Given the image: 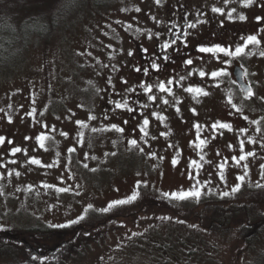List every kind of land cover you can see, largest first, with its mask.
I'll list each match as a JSON object with an SVG mask.
<instances>
[{
    "label": "rangeland",
    "instance_id": "rangeland-1",
    "mask_svg": "<svg viewBox=\"0 0 264 264\" xmlns=\"http://www.w3.org/2000/svg\"><path fill=\"white\" fill-rule=\"evenodd\" d=\"M51 1L41 3L55 11L54 28L45 31L48 17L32 12L22 24L24 33L34 29L25 39L27 45L18 41L15 54L0 63V136L6 138L0 146V162L7 163L6 168H0L4 173L0 179V230L68 225L81 215L85 219L79 222L87 225L83 224L86 230L82 232L71 231L74 248L60 243L54 250L48 247L32 256L24 252L14 256L10 245L3 243L0 264H15L18 257L35 264H264V227L241 246V232L212 226L214 213L208 215L204 205L207 200L236 197L219 203L217 208L222 210L226 202L230 206L264 193V188L256 189L258 193L249 188L264 182L260 175V165L264 164V147L260 146L264 144V56L258 54L255 44L245 48V65L254 80L250 97L238 89L218 61L201 54L190 57L192 65L184 63L185 58L169 62L167 71L162 65L168 62L163 57L171 47H161L168 42L171 8L180 6L187 11L205 6L213 12L214 7L230 5H221L218 0H160L159 4L156 0H53L47 6ZM27 9L24 6L21 11ZM40 28L44 31L39 32ZM140 54L145 58L150 54L162 66L163 75H168L153 72L147 81ZM221 69L227 74L218 76L220 82L210 74ZM201 70L207 75L201 77ZM181 76L185 79L180 80ZM169 79H173L171 86ZM161 81L171 92L158 89ZM141 84H151L152 91L146 92ZM188 87L202 91L188 92ZM151 95L156 96L155 101L148 99ZM164 99L169 103L164 104ZM115 102H127V106L115 108ZM232 104L242 112H236ZM90 116L96 119L90 120ZM144 117L149 119L146 126L142 125ZM77 120L87 127L78 125ZM217 122L230 123L232 128H217L213 138L211 126ZM112 124L123 132L112 129ZM93 128L98 131L93 132ZM240 128L247 131L240 132ZM64 132L68 135H62ZM42 133L46 136L43 148L36 139ZM250 138L257 143H248ZM131 139H137L138 146L131 145ZM241 139L245 140L244 152L254 150L256 155L236 165L233 157L238 159L242 154ZM200 140L205 144H199ZM11 147L26 149L27 155L22 151L12 156ZM70 148L76 151L69 152ZM32 157L42 165L54 166L33 165L28 162ZM13 159L17 163H10ZM173 159L178 161L175 165ZM193 159L201 165L198 180L204 194L198 200L163 197L162 193L187 191L196 183V166L190 164ZM225 159L221 170L219 165ZM244 163L249 165L247 172ZM8 171L13 175L8 176ZM16 171L21 175L16 176ZM190 171L194 179L189 178ZM239 175L245 176L240 191L222 197L223 191L240 183ZM60 187L72 190L59 192ZM133 193H138L135 200L100 211ZM144 201L152 205L143 209ZM89 203L93 208L85 212ZM259 208L264 211L263 205ZM127 209L131 216H125ZM196 210L209 216L210 222L187 218ZM34 239L30 240L36 244ZM47 241L52 244L51 239Z\"/></svg>",
    "mask_w": 264,
    "mask_h": 264
},
{
    "label": "flooded vegetation",
    "instance_id": "flooded-vegetation-1",
    "mask_svg": "<svg viewBox=\"0 0 264 264\" xmlns=\"http://www.w3.org/2000/svg\"><path fill=\"white\" fill-rule=\"evenodd\" d=\"M218 3L221 5L229 4L230 6L225 7L219 5V8L223 10L222 14L213 13L210 10H207L205 6H201L200 9L189 8L187 11H182L180 6L170 9L171 12L168 16V19L169 29H171V31L168 35V42L171 47L167 51L168 53H166L169 57L168 62L162 60L164 71L170 69L171 65L169 62L175 63L182 58L187 59L192 55L201 54V56L218 61V66L228 71L231 81H235L233 83L240 91H243L239 82L237 81L235 73V67L237 65L241 66L243 69L244 78L246 82L251 85L253 91L254 80L250 78V72L245 65V51L240 56L235 57H227L223 53H220L218 54L219 58H217L212 53H200L198 48L201 46L212 47L214 45H221L225 48L231 47V49L234 51L237 46H241V44L243 46L246 43L247 36L255 35L261 41L259 44H255L259 47L258 54H260V52L264 51V21H261L258 24L256 17H264V0H253L251 4L247 5L245 0H227V3L225 0H218ZM232 9H235V11L232 12ZM229 12H232L231 19L228 18ZM240 15H244L246 19L240 20ZM197 21L200 22L197 23ZM189 22L196 23V26L194 28H189ZM173 33H180V38L176 39ZM174 39L175 43L172 44L171 41ZM146 56L147 58L144 57V54H140L139 61L141 62L143 69L147 68L149 70L147 76H145L147 81L152 79L153 72H159L162 77H166L168 75H163L161 71L162 66L159 71L153 70L151 67V63L153 61L152 56L150 54H146ZM226 60L231 62L225 63L224 61ZM197 79L202 80L201 78ZM216 80L221 82L220 77H216ZM261 185H264V182H262ZM249 188L251 189V192L258 189L256 185ZM235 199L236 197L231 198V200H224L233 201ZM224 200L223 198H219L218 200L215 199L205 201V211L207 214H211L213 211H221L224 214H232V219L235 220L234 223H232L233 220L228 222L225 220L222 221L219 218H215V225L222 227L223 231L234 232L236 230V232L238 231L239 234L241 232L240 237H242V244L240 245L242 246L245 243H248L249 240L264 227V211L259 208L261 205L264 206V193L260 194V196L248 197L244 198V200L240 199L237 204L233 203L230 206L229 203L226 202L225 206L227 207H224L222 210L217 208L218 205L221 207L219 203L223 202ZM225 210L226 212H223ZM45 242L47 241H44L42 245H44Z\"/></svg>",
    "mask_w": 264,
    "mask_h": 264
},
{
    "label": "snow or ice",
    "instance_id": "snow-or-ice-1",
    "mask_svg": "<svg viewBox=\"0 0 264 264\" xmlns=\"http://www.w3.org/2000/svg\"><path fill=\"white\" fill-rule=\"evenodd\" d=\"M225 2L227 3V0H225ZM252 2H253V0H245L246 5H247V4H251ZM156 3L159 4V3H160V0H156ZM136 11H140V9L137 8ZM212 11H213V12H217V13H221V14L223 13V10H222L221 8H218V7H214V8L212 9ZM234 11H235V9H232V12H234ZM232 12H229V13H228V18H229V19L232 18ZM198 15H199V14H198ZM153 19H155V17H153ZM239 19H240V20H245L246 17H245L244 15H240V16H239ZM256 21H257V23L259 24L261 21H264V17L257 16V17H256ZM198 22H200V21H197V23H198ZM195 26H196V23H192V22H189V23H188V27H189V28H194ZM128 27L131 28L132 25H129ZM169 31H171V29H169ZM158 35H159V34H158ZM173 35L175 36L176 39H179L181 34H180V33H173ZM185 35H186V34H185ZM149 38H151V34H150V33H149ZM260 42H261V41H260V39L257 38V36H255V35H249V36H247V38H246V43H245L243 46H237V47L235 48L234 51L231 49V47H229V48H225V47H222L221 45H214V46H212V47L201 46V47L198 48V51H199L200 53H212V54H213L214 56H216L217 58H219L218 54H220V53H223V54H224L225 56H227V57H235V56H240L241 54H243L244 51H245V48L247 47L248 44H259ZM171 43L174 44V43H175V39L172 40ZM161 47H162L163 50H167V49L170 47V44H169L168 42H166V43H164ZM144 51H145V53H147V49H144ZM80 55H83V53H80ZM88 55H92V54H91V53H88ZM129 55H132V52H129ZM260 55H261V56H264V51L260 52ZM163 59H164V60H168L169 57H168L167 55H165V56L163 57ZM224 62H225V63H230L231 61L226 60V61H224ZM184 63H186L187 65H192V64H193V60H192L191 58H188V59H186V60L184 61ZM104 66L107 67L108 65H104ZM151 67H152L153 69H156L157 71H159V69H160V66L155 62V60L152 61V63H151ZM113 68H115V66H113ZM136 71L139 72V71H141V69H140V68H137ZM222 73L227 74L223 69H221L220 71H213V72H211L210 75H211L212 78H216V77L220 76ZM144 74H145V75L148 74V69H147V68L144 69ZM189 75H190V74H189ZM199 75H200L201 77H204L205 75H207V73H205L204 71L201 70V71L199 72ZM245 75H246V73H245ZM179 79H180V80H184L185 77H184V76H181ZM178 82H179V81H177V83H178ZM233 82H235V81H233ZM108 83L111 84V80H109ZM123 83H127V81H123ZM167 84H168L169 86H171V85L173 84V79H169V80L167 81ZM140 87H141V88H145V91H146V92H151V91H152V88H153V86H152L151 84H148L147 87H145L144 84H141ZM157 87H158V89H159L160 91H162V92H163V91L171 92V88H170V87H167V88H166V85H165V83H164L163 81L159 82V84L157 85ZM128 91H135V89H128ZM186 91H188V92H194V91H195V92H201L202 89H199V88H195V89H194V88H192V87H188V88L186 89ZM246 94H247L249 97L253 94V93H252V88H251V86H249V87L246 89ZM204 95H207V93L205 92ZM148 99H149V100H152V101H155V100H156V96H155V95H151V96L148 97ZM163 102H164V104H168V103H169V101H168L167 99H164ZM33 103H35V100H33ZM229 103L231 104V99H229ZM126 106H127V102H125L124 104H121V103H119V102H115V108H123V107H126ZM146 106H147V105H143V104L141 105V107H146ZM231 106H232V108H234V109L236 110V112H242V109L239 108V107H237L235 104H232ZM177 110H179V109H177ZM128 111H130V112H131V111H135V109H133V108H128ZM192 111H195V109H193ZM230 114H231V113H230ZM73 115H74V113H73ZM141 115H143V114L141 113ZM154 115H155V114H154ZM105 118H106V117H105ZM89 119H90V120H95L96 117H95V116H90ZM157 119H159V120L162 121V120L165 119V118H164L163 116H157ZM243 119L246 121V120H248V117H247V116H244ZM9 121H11V117H9ZM76 123H77L78 125H80L81 127H87V125L85 124L84 121L77 120ZM124 123L127 124V120H125ZM252 123H254V124H259V121H252ZM148 124H149V119H148L147 117H144L143 120H142V125H143V126H146V125H148ZM143 126H141V131L144 133L145 136H147L148 133L144 130ZM44 127H47V125L45 124ZM194 127H196V128H197V131L199 132L200 125H199V124H196V125H194ZM211 127H212V129H213V138H215V130H216L217 128H219V129H229V130H231L232 125H231L230 123L217 122V123H214ZM111 128H112V129H115V130H117V131L123 132V128H119V127H117V125H115V124H112V125H111ZM53 130H54V126H53ZM92 131H93V132H96V131H98V129L93 128ZM239 131H240V132H246L247 129H246V128H240ZM257 131H260V129L257 128ZM62 135L67 136L68 133L64 132V133H62ZM80 135L83 136V133L81 132ZM161 135H164V133H161ZM155 138H156L155 136L152 137V139H155ZM25 139H30V138H29V137H26ZM36 139H37L38 141H40V147L43 148V147H44V143H43V142H44V140L46 139V136L42 133V134H40L39 136H37ZM5 140H6L5 137L0 136V146H2V145L5 143ZM7 142H8L9 144H12V143H13V141H11V140H8ZM145 142H147V141H145ZM129 143H130L131 145H133V146H138V141H137V139H131V140L129 141ZM248 143L256 144L257 141L254 140V139H251V138H250V139L248 140ZM199 144H205V141H204V140H200V141H199ZM244 145H245V140L241 139V140H240V151H241L242 154L239 156L238 159H237L236 157H233V160L235 161L236 165H240L241 161H246L248 157H254V156L256 155V152H255L254 150H253V151H247V152H244ZM260 146H261V147H264V144H261ZM169 147H172V145H169ZM197 147H199V145H197ZM230 147H231V145H230ZM139 150H140L141 152L144 151V149H143L142 147H140ZM22 151L24 152L25 155H27V150H26V149H22L21 147H11L10 150H9V154L12 155V156H15L17 153H21ZM75 151H76L75 148H70V149H69V152H75ZM112 155H115V153H113ZM150 155L155 156V153H151ZM218 155H219V153H218ZM93 159H95V157H93ZM202 159H203V157L201 156V160H202ZM28 162L31 163V164H33V165H40V166H46V167H53V166H54V165H52V164L42 165L41 160H39V159H37V158H35V157L30 158ZM177 162H178V161H177L176 159H173V161H172L173 165H175ZM10 163L15 164V163H17V161L13 159V160L10 161ZM226 163H227V159H225L224 162L220 163L219 168H220L221 170H223L224 167H225V164H226ZM190 164L196 166V177H197V179H196V183H194V184L191 186V188H190L189 190H187V191L172 192V193H169V192L162 193L163 197H165V198H169V199H179V200H186V199H190V198H195V199L198 200V199L204 194V192H203V188H202V186L200 185V182H199V180H198L199 169H200L201 165H199L198 162H197V160H195V159L191 160V161H190ZM83 166H84L85 168H87V167H88V164L85 163ZM6 167H7V163L0 162V168H6ZM260 168H261V173H260V175H261L262 177H264V164H261V165H260ZM243 169L247 172L248 169H249V165H248L247 163H244V164H243ZM93 171H95V169H93ZM7 175H8V176H12V175H13V172H12V171H8V172H7ZM15 175H16V176H20L21 173H20L19 171H16V172H15ZM3 178H4V173H0V179H3ZM189 178H190V179H194V177L191 175V171H190V173H189ZM220 179H221V180H224L223 172L220 173ZM237 180H238L240 183H238V184H236L235 186H233V187L231 188V191H223V192L221 193V196H222V197H227V196L233 195V194H235V193H237V192L240 191V188H241L243 182L245 181V176H244V175H239V176L237 177ZM140 183H141L140 181L137 182V187L140 186ZM145 183H146V182H145ZM46 187H53V185H46ZM256 187H258V188H264V185H261V184L257 183ZM71 190H72V189H71L70 187H60V188L57 189V191H59V192H69V191H71ZM0 194H2V193H0ZM137 195H138V193H133V195H132L130 198H128V199L113 201V202H111L106 208H102V209H100V211H102V212H107V211H109V210H110L112 207H114V206H117V205H123V204L129 203V202L135 200V199L137 198ZM92 208H93V205H92L91 203H89V204L87 205V208L85 209V212H87L88 210H90V209H92ZM83 219H85V216H84V215H81L80 217H78L77 220H73V221H71L70 224H69L68 226H70L71 224L78 223L79 220H83ZM160 219H171V218H170V217H160ZM54 227H65V225H54ZM141 234H142V233H141ZM132 235H138V233H132ZM33 259L35 260V259H37V258H36V257H33Z\"/></svg>",
    "mask_w": 264,
    "mask_h": 264
},
{
    "label": "trees",
    "instance_id": "trees-1",
    "mask_svg": "<svg viewBox=\"0 0 264 264\" xmlns=\"http://www.w3.org/2000/svg\"><path fill=\"white\" fill-rule=\"evenodd\" d=\"M44 1H47V0H0V63H3L5 59L15 54V52L17 51V49L15 48V44L18 41L22 40L24 44L27 45V42L25 39L28 38L30 31H34V29L29 30L24 33L22 32V24L32 14V12L33 13L36 12V15L40 14L41 16H43V18L48 17L46 18L48 22V26L44 28L45 31L46 30L50 31L52 28H54L55 23H56L55 22L56 21L55 11L52 12L51 9H49L43 3H41ZM52 3H53V0L47 6H50ZM24 6L30 9H27L26 12H22L21 9ZM23 15H25V17H23ZM19 22L21 23V25L18 24ZM44 29L40 28L37 30L39 32H43ZM258 191L260 190H254L253 192L258 193ZM254 196L255 195L253 194V197ZM150 204L152 205V203L144 201L142 208L148 209V207H150ZM194 213H195L194 215L188 214L187 218L192 219L193 217H195L197 218L198 222L199 221L200 222L201 221L210 222V219L208 220L209 216H203L197 210L194 211ZM179 214L182 217L187 216V215H184L185 213L183 212H180ZM212 214H213L212 216L213 218L211 221V225L215 224V218H219L222 221L225 220L228 222H231V220H233L232 214H229V213L224 214L221 211H216V212L213 211L211 214L209 213L208 215H212ZM131 215L132 213L130 212V209H127L125 211V216H131ZM83 224L78 222V224H75V225L71 224L70 226H68L69 225L68 224V225H65V227H54V226L30 227L28 226V227H22V228L16 227V229L0 230V247H2L3 243H7L8 245H10V247L14 251V256H17L18 252L20 253L24 252L27 254V256H32V254H34L35 252L43 253L45 252L44 250H49V249L54 250L57 246H60L59 245L60 243L61 244L64 243L65 247L70 246L74 248L73 236L72 235L70 236V233L72 230L78 231V232L80 231L82 232L86 230V227L84 225H87V224H84V225ZM30 237L35 238L34 240L37 241L35 242L36 244L32 243V240H30L32 238ZM38 238L42 240L38 241L37 240ZM57 238H60V240H57ZM47 239L48 240L51 239L52 244H50V242L47 241ZM177 239L179 240V237ZM44 241H47V242H45V244L42 245ZM182 241L185 242L184 239H182ZM162 243L164 242L162 241ZM191 252L195 253V249H191ZM24 263L25 264H35V262H28L27 260L21 261L19 257L17 259V263L15 264H24Z\"/></svg>",
    "mask_w": 264,
    "mask_h": 264
},
{
    "label": "water",
    "instance_id": "water-1",
    "mask_svg": "<svg viewBox=\"0 0 264 264\" xmlns=\"http://www.w3.org/2000/svg\"><path fill=\"white\" fill-rule=\"evenodd\" d=\"M235 73H236L237 81L239 82L240 86L242 87V89L244 90L246 94V89L251 85L245 81V78L243 75V69L241 68V66L237 65L235 67Z\"/></svg>",
    "mask_w": 264,
    "mask_h": 264
}]
</instances>
